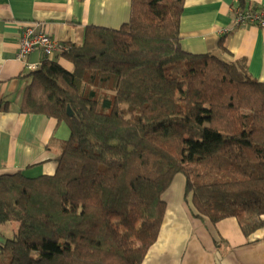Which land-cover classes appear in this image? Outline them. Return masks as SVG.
I'll list each match as a JSON object with an SVG mask.
<instances>
[{
    "label": "trees",
    "instance_id": "16d2710c",
    "mask_svg": "<svg viewBox=\"0 0 264 264\" xmlns=\"http://www.w3.org/2000/svg\"><path fill=\"white\" fill-rule=\"evenodd\" d=\"M184 8L132 0L119 29L88 27L29 73L20 112L70 138L55 174H0V228L13 226L0 264H142L177 175L195 218H236L245 236L264 227V82L246 60L184 50Z\"/></svg>",
    "mask_w": 264,
    "mask_h": 264
},
{
    "label": "crops",
    "instance_id": "0c3cea01",
    "mask_svg": "<svg viewBox=\"0 0 264 264\" xmlns=\"http://www.w3.org/2000/svg\"><path fill=\"white\" fill-rule=\"evenodd\" d=\"M234 1L185 0L182 47L192 54L246 60L249 73L264 82V28L235 27ZM240 2L264 13V0ZM131 4L132 0H0V102L10 103L9 110H0V174H55L63 143L70 138L67 124L20 112L23 90L30 82V72L17 60L21 32L36 25L53 40L82 45L88 27L119 29L127 23ZM43 61L39 52L29 56L30 63ZM58 61L73 69L64 58ZM185 189L186 179L177 175L164 194L167 210L158 240L142 264H264V227L245 236L236 218L216 225L195 218L185 202ZM12 232L13 226L0 228V253Z\"/></svg>",
    "mask_w": 264,
    "mask_h": 264
},
{
    "label": "built area",
    "instance_id": "2783aa9c",
    "mask_svg": "<svg viewBox=\"0 0 264 264\" xmlns=\"http://www.w3.org/2000/svg\"><path fill=\"white\" fill-rule=\"evenodd\" d=\"M233 13L235 27L257 25L264 28V13L243 7L240 0L234 1ZM37 27L36 25H28L21 32L17 53V60L23 63L25 69L29 72H36L42 66L41 63H30V54L39 52L42 54L43 59H53L69 50L68 45L53 40ZM224 32L229 33L230 31L227 29Z\"/></svg>",
    "mask_w": 264,
    "mask_h": 264
},
{
    "label": "water",
    "instance_id": "95a60500",
    "mask_svg": "<svg viewBox=\"0 0 264 264\" xmlns=\"http://www.w3.org/2000/svg\"><path fill=\"white\" fill-rule=\"evenodd\" d=\"M67 114L69 117H73L74 116V112L72 111V109L70 107H68L67 109Z\"/></svg>",
    "mask_w": 264,
    "mask_h": 264
}]
</instances>
